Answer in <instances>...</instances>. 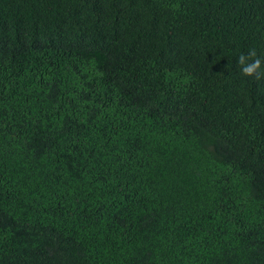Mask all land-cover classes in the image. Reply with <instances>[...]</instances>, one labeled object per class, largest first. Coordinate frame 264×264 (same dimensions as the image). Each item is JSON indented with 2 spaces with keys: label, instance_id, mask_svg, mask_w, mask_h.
<instances>
[{
  "label": "trees",
  "instance_id": "trees-1",
  "mask_svg": "<svg viewBox=\"0 0 264 264\" xmlns=\"http://www.w3.org/2000/svg\"><path fill=\"white\" fill-rule=\"evenodd\" d=\"M264 0H0V264H264Z\"/></svg>",
  "mask_w": 264,
  "mask_h": 264
},
{
  "label": "clouds",
  "instance_id": "clouds-1",
  "mask_svg": "<svg viewBox=\"0 0 264 264\" xmlns=\"http://www.w3.org/2000/svg\"><path fill=\"white\" fill-rule=\"evenodd\" d=\"M237 64L244 76H256L257 79L264 77V58L258 56L255 49H251L248 54L241 53Z\"/></svg>",
  "mask_w": 264,
  "mask_h": 264
}]
</instances>
